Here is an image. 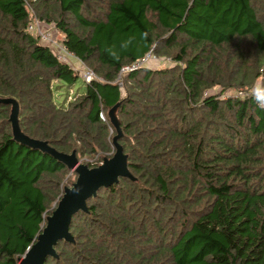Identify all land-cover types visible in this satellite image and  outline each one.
Instances as JSON below:
<instances>
[{
	"label": "trees",
	"instance_id": "16d2710c",
	"mask_svg": "<svg viewBox=\"0 0 264 264\" xmlns=\"http://www.w3.org/2000/svg\"><path fill=\"white\" fill-rule=\"evenodd\" d=\"M33 18L97 77L63 106L55 91L82 73L29 33ZM150 53L173 65L122 72ZM259 82L264 0H0V264H21L79 179L17 139L16 109L21 138L90 170L119 134L127 157L130 177L86 201L45 264H264Z\"/></svg>",
	"mask_w": 264,
	"mask_h": 264
},
{
	"label": "water",
	"instance_id": "95a60500",
	"mask_svg": "<svg viewBox=\"0 0 264 264\" xmlns=\"http://www.w3.org/2000/svg\"><path fill=\"white\" fill-rule=\"evenodd\" d=\"M111 113L112 122L118 127L117 117L114 120ZM17 109L14 113L15 134L17 139L34 147L42 148L60 160L64 161L70 168L79 174L77 184L72 189H67L65 198L53 213V216L48 219L49 226L45 228L44 233L39 237L38 242L28 251L21 264H45L49 256H55V245L62 240H71L69 233L70 224L73 216L80 210H86V201L97 194L101 187H109L117 183L122 176L130 177L127 168V157L123 152V148L118 143L120 134L113 140L117 148L116 156L110 161L106 160L105 168L90 170L82 165L73 154L71 156L59 154L44 143L30 141L21 138L17 129L16 123ZM116 115V114H115ZM78 165H80L78 167ZM77 167V168H76ZM87 180H91V184L86 186ZM72 190V191H71Z\"/></svg>",
	"mask_w": 264,
	"mask_h": 264
},
{
	"label": "rangeland",
	"instance_id": "374dc122",
	"mask_svg": "<svg viewBox=\"0 0 264 264\" xmlns=\"http://www.w3.org/2000/svg\"><path fill=\"white\" fill-rule=\"evenodd\" d=\"M36 21H41V20H39L38 18H33V20L30 22L29 26L30 25H35V22ZM41 22L44 23V25L42 23H40V26H41L40 29L43 31L47 27V23H45L44 21H41ZM50 30L52 32L55 31L54 32V35L56 36L55 38H56L58 44H62L63 43L64 36L62 34H60L59 32H57L54 27H50ZM65 60H66V62H69V63L73 64V66L79 72L82 73V71H84V69H85L84 66L80 65L78 63V61L74 57H72V58L65 57ZM157 65H159V67H166V66H172L173 64H172V61L170 59H168L167 57H163V58H161V61L159 63H157ZM258 85H261V83L259 82ZM86 90H87V84L85 83L83 77H80L78 79L77 83L73 87L68 88L67 86H64L60 90L55 91L56 103L58 105H62L63 106L66 103L65 101L67 100V97H72L73 98V97H75L77 95H81V94L85 93ZM123 95L125 96V91H124ZM113 117H114V120H116L115 113L113 114ZM113 146H114L113 147L114 154H113V157L111 159H109L110 161L116 156V153H117V148L115 147V145H113ZM79 166L80 165H78V167ZM104 168H105V163L101 164V166L98 169L102 170ZM72 178H74V176ZM90 184H91V180H87L86 186H89ZM64 198H65V196L63 197V199ZM61 201L54 204L51 212H53V211L55 212V210L61 204ZM54 208H56V209L54 210ZM48 224H50V222L47 223V227L49 226Z\"/></svg>",
	"mask_w": 264,
	"mask_h": 264
},
{
	"label": "built area",
	"instance_id": "2783aa9c",
	"mask_svg": "<svg viewBox=\"0 0 264 264\" xmlns=\"http://www.w3.org/2000/svg\"><path fill=\"white\" fill-rule=\"evenodd\" d=\"M40 23H42L44 25V23L41 21H36L35 25H30L28 27L29 33H31L32 35H34L36 37H39L43 44L51 46V48L55 51V53L57 54V57L60 60L66 61L65 57H69V58L74 57V55L72 53L68 52V50L64 47L63 44H58V42L55 38L56 36L54 35L55 31L52 32L50 30V27H54V26L47 24V27L42 31L40 29L41 28ZM160 61L161 60H159L158 57H156L155 55L150 53V54L146 55L141 61L136 62L133 66L125 67L122 70V72L134 71V70H137V69L145 66L146 64H149L150 62L159 63ZM82 77L86 82L97 79L96 75L91 70H89L87 68H85L84 71H82ZM122 92L124 93L123 88H122ZM102 117L104 118L103 114H102Z\"/></svg>",
	"mask_w": 264,
	"mask_h": 264
},
{
	"label": "clouds",
	"instance_id": "9594fccd",
	"mask_svg": "<svg viewBox=\"0 0 264 264\" xmlns=\"http://www.w3.org/2000/svg\"><path fill=\"white\" fill-rule=\"evenodd\" d=\"M148 35H149L148 32H144L142 34V37L144 39H147ZM129 43H131V40L122 43L120 47L122 49H127ZM106 51L109 54V56L112 57L113 59H119V53L116 50L115 46L107 48ZM249 95L251 99L256 103L257 107L264 110V85H254L250 89Z\"/></svg>",
	"mask_w": 264,
	"mask_h": 264
}]
</instances>
